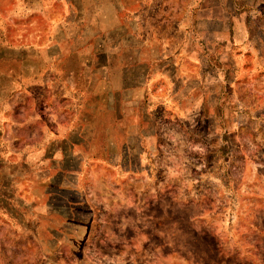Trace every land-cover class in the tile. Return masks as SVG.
<instances>
[{"label":"rangeland","instance_id":"obj_1","mask_svg":"<svg viewBox=\"0 0 264 264\" xmlns=\"http://www.w3.org/2000/svg\"><path fill=\"white\" fill-rule=\"evenodd\" d=\"M0 264H264V0H0Z\"/></svg>","mask_w":264,"mask_h":264}]
</instances>
